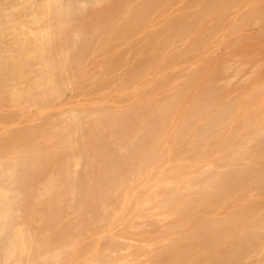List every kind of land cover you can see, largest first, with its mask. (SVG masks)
<instances>
[{
    "label": "bare ground",
    "instance_id": "bare-ground-1",
    "mask_svg": "<svg viewBox=\"0 0 264 264\" xmlns=\"http://www.w3.org/2000/svg\"><path fill=\"white\" fill-rule=\"evenodd\" d=\"M241 1L0 0V264H264V59L226 56L264 7Z\"/></svg>",
    "mask_w": 264,
    "mask_h": 264
},
{
    "label": "rangeland",
    "instance_id": "rangeland-1",
    "mask_svg": "<svg viewBox=\"0 0 264 264\" xmlns=\"http://www.w3.org/2000/svg\"><path fill=\"white\" fill-rule=\"evenodd\" d=\"M262 1H264V0H242L239 4H238V6L237 7H239L238 9H241V11H244V10H246L245 8H243L244 7V5H247V6H249V7H257L258 9H260V10H262L263 9V3H262ZM183 5V2H179V3H177V7H179V6H182ZM237 7H234L233 9H231V10H228V12H225V13H223L222 15H221V17H220V19L219 20H221L222 18L224 19V21L222 22L223 24L226 22V19L228 18V16L230 15V16H233V14L236 12V8ZM181 9V8H180ZM230 21V20H229ZM228 21V22H229ZM149 24H154V23H156V19H155V17H149V19H148V21H147ZM216 22H217V20H208L207 21V27L206 28H208V26L209 27H211V26H213V25H215L216 24ZM228 22H226V23H228ZM233 23V22H232ZM246 28V26H237L236 27V30H238V32L237 33H240L241 32V30L242 29H245ZM263 29H264V26H263V24H261V28H260V30L257 32V34H253V35H251V36H248L249 38H248V40H247V43H238V44H236L234 47H232L228 52H227V58H232L233 56H240V55H242L243 56V58H248V59H250V58H252V57H254V59L253 60H263L264 59V32H263ZM201 30V29H200ZM223 28H220L219 29V31L217 32V38H221V37H223V35L222 34H224L225 32H223ZM142 33H140L139 31H137V32H135V33H133V38H132V40H131V43L129 44V45H124V47L122 46L121 47V50H119V51H122V50H125V48H132V49H136V48H139L140 46H142L143 45V42H142ZM219 38V39H220ZM218 42V41H217ZM128 44V43H127ZM186 45H187V42H186ZM210 43H208L207 44V46H206V48H208V52L205 54V56L202 54L203 53V51L206 49V48H204V49H199V48H197V46L195 45V44H193V47H192V51L193 52H190V54L188 55L189 56V58H187V59H185L184 57L182 58H180L179 59V62H178V68L180 67V68H187L188 66H190V58H192V57H194V59L193 60H199L198 61V63L199 62H201L202 60H200L203 56L205 57V60L207 61V64H208V69H207V71H205V73H204V75L205 76H208L209 74H210V69L209 68H213V67H215V66H220V65H222L224 62H225V60L227 59V58H225V55H218V57L216 58V60H214V59H212V57L211 56H214V54H213V52H212V48L213 47H211L210 48ZM183 46H181V48H178V49H184V48H182ZM261 47H263L262 48V50L261 49H259V48H261ZM196 50H198V51H196ZM201 53V54H200ZM253 54V56L251 57V55ZM209 55V56H208ZM207 57V58H206ZM211 60V63L210 62H208V60ZM104 64V60H102L101 58L100 59H98V62H97V66H102ZM131 64H132V62H131ZM199 65H200V67H203V65H202V63H199ZM192 67H194V66H192ZM118 74H119V72L117 71V72H114V73H112L109 77H108V79L107 80H109V78H111V77H117L118 76ZM223 78H225V75H224V77ZM220 79H221V77H220ZM230 81H231V78H230ZM104 82H106V81H102V82H100V83H104ZM231 84H233L234 83V81H231L230 82ZM106 86H109L108 87V89H107V91H110L111 93H112V95H114L115 93H116V90H115V85H106Z\"/></svg>",
    "mask_w": 264,
    "mask_h": 264
}]
</instances>
